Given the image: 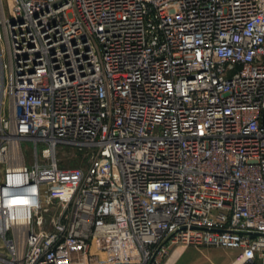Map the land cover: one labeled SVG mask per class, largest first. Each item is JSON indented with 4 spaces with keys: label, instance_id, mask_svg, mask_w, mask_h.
Wrapping results in <instances>:
<instances>
[{
    "label": "built area",
    "instance_id": "built-area-1",
    "mask_svg": "<svg viewBox=\"0 0 264 264\" xmlns=\"http://www.w3.org/2000/svg\"><path fill=\"white\" fill-rule=\"evenodd\" d=\"M0 71V264H264V0H0Z\"/></svg>",
    "mask_w": 264,
    "mask_h": 264
},
{
    "label": "rangeland",
    "instance_id": "rangeland-1",
    "mask_svg": "<svg viewBox=\"0 0 264 264\" xmlns=\"http://www.w3.org/2000/svg\"><path fill=\"white\" fill-rule=\"evenodd\" d=\"M31 142H22L26 157L29 156ZM41 148V145L38 147ZM89 151L77 148H64L59 150L58 157L62 165L85 167L88 162ZM236 255L235 251L216 247H186L172 264H229Z\"/></svg>",
    "mask_w": 264,
    "mask_h": 264
},
{
    "label": "bare ground",
    "instance_id": "bare-ground-1",
    "mask_svg": "<svg viewBox=\"0 0 264 264\" xmlns=\"http://www.w3.org/2000/svg\"><path fill=\"white\" fill-rule=\"evenodd\" d=\"M180 251V249H176V251L174 252V254L172 255V257L169 259V261L167 262V264H172V262L174 261V259L176 258L177 253Z\"/></svg>",
    "mask_w": 264,
    "mask_h": 264
},
{
    "label": "water",
    "instance_id": "water-1",
    "mask_svg": "<svg viewBox=\"0 0 264 264\" xmlns=\"http://www.w3.org/2000/svg\"><path fill=\"white\" fill-rule=\"evenodd\" d=\"M0 78H1V71H0Z\"/></svg>",
    "mask_w": 264,
    "mask_h": 264
},
{
    "label": "crops",
    "instance_id": "crops-1",
    "mask_svg": "<svg viewBox=\"0 0 264 264\" xmlns=\"http://www.w3.org/2000/svg\"><path fill=\"white\" fill-rule=\"evenodd\" d=\"M184 250V249H183ZM182 253V252H181ZM230 264V263H229Z\"/></svg>",
    "mask_w": 264,
    "mask_h": 264
}]
</instances>
